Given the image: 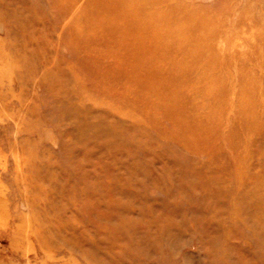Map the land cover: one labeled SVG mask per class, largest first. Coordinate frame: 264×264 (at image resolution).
Returning a JSON list of instances; mask_svg holds the SVG:
<instances>
[{"label":"rangeland","instance_id":"obj_1","mask_svg":"<svg viewBox=\"0 0 264 264\" xmlns=\"http://www.w3.org/2000/svg\"><path fill=\"white\" fill-rule=\"evenodd\" d=\"M191 1L0 0V264H264V0Z\"/></svg>","mask_w":264,"mask_h":264},{"label":"bare ground","instance_id":"obj_2","mask_svg":"<svg viewBox=\"0 0 264 264\" xmlns=\"http://www.w3.org/2000/svg\"><path fill=\"white\" fill-rule=\"evenodd\" d=\"M118 0L121 2V6L117 5L124 10H121L119 16H129L130 26L134 25L144 33H148L153 39L161 40L162 38H167L171 35V28L169 25H175L178 29L177 36L180 34H185L186 30L192 31L190 28H179V23H183L182 21L187 19L193 21L194 14H197L194 7V3L191 0ZM123 4V5H122ZM156 7H153V6ZM125 7H128L125 9ZM144 8L143 12L139 8ZM120 8L118 9L120 11ZM128 9V10H127ZM124 11V12H123ZM185 15V16H184ZM207 24L206 17L200 21H198V25L205 29ZM124 27H129L124 25ZM129 29H125V32ZM148 31V32H147ZM186 35V34H185ZM205 36L199 35L194 38V42H204ZM208 38H206L207 40ZM151 46V45H149Z\"/></svg>","mask_w":264,"mask_h":264}]
</instances>
